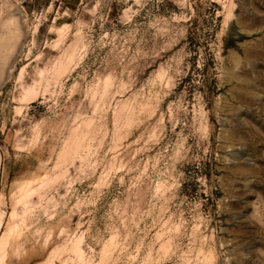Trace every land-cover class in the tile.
<instances>
[{"label":"rangeland","instance_id":"1","mask_svg":"<svg viewBox=\"0 0 264 264\" xmlns=\"http://www.w3.org/2000/svg\"><path fill=\"white\" fill-rule=\"evenodd\" d=\"M0 264H264V0H0Z\"/></svg>","mask_w":264,"mask_h":264}]
</instances>
